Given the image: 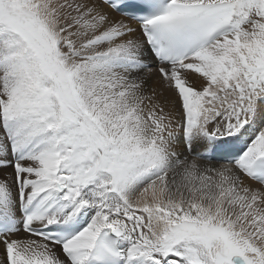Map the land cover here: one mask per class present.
<instances>
[{"label": "snow or ice", "instance_id": "1", "mask_svg": "<svg viewBox=\"0 0 264 264\" xmlns=\"http://www.w3.org/2000/svg\"><path fill=\"white\" fill-rule=\"evenodd\" d=\"M0 264H264V0H0Z\"/></svg>", "mask_w": 264, "mask_h": 264}]
</instances>
